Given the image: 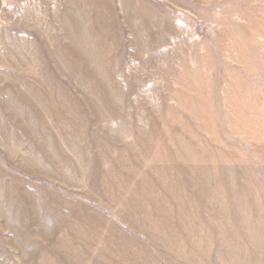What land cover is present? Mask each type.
Instances as JSON below:
<instances>
[{"label":"rangeland","instance_id":"374dc122","mask_svg":"<svg viewBox=\"0 0 264 264\" xmlns=\"http://www.w3.org/2000/svg\"><path fill=\"white\" fill-rule=\"evenodd\" d=\"M46 263L264 264V0H0V264Z\"/></svg>","mask_w":264,"mask_h":264},{"label":"bare ground","instance_id":"6f19581e","mask_svg":"<svg viewBox=\"0 0 264 264\" xmlns=\"http://www.w3.org/2000/svg\"><path fill=\"white\" fill-rule=\"evenodd\" d=\"M65 24V23H64ZM148 27V26H147ZM91 28V27H90ZM139 28H140V26H139ZM146 29V28H145ZM37 34V33H36ZM141 37V36H140ZM142 38V37H141ZM147 43V42H146ZM88 57V56H87ZM94 67V66H93ZM64 68V67H63ZM96 68V67H95ZM87 86H89V85H87ZM46 87V86H45ZM71 89V88H70ZM63 92V91H62ZM41 93V92H40ZM126 95H128V94H126ZM130 95V94H129ZM50 96V95H49ZM110 96V95H109ZM52 97V96H51ZM50 97V98H51ZM62 97V96H61ZM49 98V97H48ZM63 98V97H62ZM110 98V97H109ZM118 98H120V97H118ZM49 100V99H48ZM70 101V100H69ZM110 101V100H109ZM122 101V100H121ZM94 104V103H93ZM47 106V105H46ZM60 108V107H59ZM53 109V108H52ZM55 110V109H54ZM105 110V109H104ZM53 112V111H52ZM63 113H65V112H63ZM105 113V112H104ZM31 114V113H30ZM58 114H60V113H58ZM26 115V114H25ZM108 115V114H107ZM65 116V115H64ZM36 120H37V118H36ZM40 123V122H39ZM6 127H7V125H6ZM32 127H33V125H32ZM35 128V127H34ZM34 130V129H33ZM48 132V131H47ZM5 136V135H4ZM105 153V152H104ZM107 154V153H106ZM125 164V163H124ZM94 171H95V169H94ZM99 172V171H98ZM104 177V176H103ZM96 179V178H95ZM112 190V189H111ZM125 190V189H124ZM104 192H105V189L103 190ZM101 193V192H100ZM105 194V193H104ZM128 204V203H127ZM133 207V206H132ZM174 239H172V241H173ZM62 259V258H61ZM47 264V263H46Z\"/></svg>","mask_w":264,"mask_h":264}]
</instances>
